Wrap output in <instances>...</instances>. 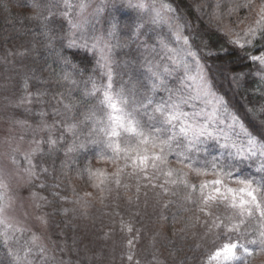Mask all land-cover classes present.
I'll list each match as a JSON object with an SVG mask.
<instances>
[{"label": "snow or ice", "instance_id": "1", "mask_svg": "<svg viewBox=\"0 0 264 264\" xmlns=\"http://www.w3.org/2000/svg\"><path fill=\"white\" fill-rule=\"evenodd\" d=\"M0 6L8 4L0 0ZM25 7V19L36 25L28 29L30 47L8 55L34 57L39 69L24 74L12 106L36 121L10 118V130L30 137L23 150L25 136L12 138L18 142L8 162L26 175L28 199L40 214L35 229L10 215L16 197L9 194L11 173L0 166V264H70L49 250L39 230L56 214L44 208L92 196L75 188V200L61 195V178L71 171L99 190L101 203L110 184L119 188L122 177L134 176L137 193L143 186L169 197L165 209L176 203L171 197L196 205L205 217L196 221L215 248L207 264H249L254 254L264 253V103L253 105L244 118L229 110L204 73L206 57L219 53L190 42L191 33L184 32L188 22L179 23L178 10L165 0H102L92 11L91 0H31ZM215 9L217 20L242 9L253 14L252 23L229 41L247 47L245 59L251 62L248 72H237L232 80L246 82L251 76L264 97V0H215ZM102 13L105 27L97 34ZM133 45L139 57L117 59ZM46 71L53 79L44 77ZM93 161L117 166L109 172ZM153 261L162 264L155 256Z\"/></svg>", "mask_w": 264, "mask_h": 264}, {"label": "rangeland", "instance_id": "2", "mask_svg": "<svg viewBox=\"0 0 264 264\" xmlns=\"http://www.w3.org/2000/svg\"><path fill=\"white\" fill-rule=\"evenodd\" d=\"M5 2L8 6L13 5L18 8L25 7L31 3V0H5ZM91 2L92 8L89 11L100 5L102 0H91ZM191 2L199 15L205 19L207 13L203 0H191ZM259 2L260 0H256L257 4ZM121 11L123 12V10ZM245 16L248 19L245 20ZM105 18L103 13L97 17V34L103 31ZM240 20L243 22L241 23ZM252 20L253 14L242 9L239 13L221 20L213 17L209 23L218 26L232 40L236 39L235 33L242 34V30L251 24ZM179 23L183 24L184 21L180 20ZM191 24L188 23L184 29L186 35L188 34L187 30L192 35L198 32L199 23L194 21ZM158 30L168 34L166 25L158 26ZM31 39V36H26L23 41L19 42V45H14L13 48L6 46L0 51V166L6 167L11 173V177L7 180L9 194L16 197L15 210L10 212V215L35 229L37 224L35 216L40 213L34 208L33 202L28 199L27 177L8 162L11 147H15L18 142L17 139L12 138H18L21 134L25 136L21 145V150H23L27 147L30 137V133L20 129L11 128L10 130V118L15 115L28 118L32 123L36 121V117H24L22 110L12 106V102L20 95L22 77L29 68L23 64L24 58L16 55L9 56L8 53L9 51L15 53L23 47H30ZM173 46L179 47V45ZM125 52H130L131 55L124 56ZM140 55L141 52L136 50V46L133 45L131 49L120 50L117 59H135ZM204 73L208 77L206 67H204ZM50 87L56 88L54 84H51ZM192 87L194 88L195 85L193 84ZM33 90L35 89L33 88ZM215 93L221 97L216 91ZM197 104L199 107L200 102ZM37 107L38 105H33V108ZM229 110L232 111L230 108ZM93 166L106 168L112 172L117 165L93 161ZM254 169L255 165L252 170L254 171ZM126 171H131V169H126ZM190 179L197 182L198 178L190 177ZM61 180V195H67L69 200H75L72 188H75L81 196L85 192L92 193V196L84 197V200L79 204L60 202L56 207L49 206L43 209L44 212L50 214L56 213L49 215L47 228L40 229L39 233L44 238L43 242L58 259L62 258L70 264H155L153 261L155 256L162 264H207L209 254L215 250L211 236L205 237L204 227L196 221V216H200L201 220L205 218L198 212L196 205L184 203L180 197H171L176 203L170 204L165 209L162 207V203L169 197L160 195L159 188L152 189L141 186L137 193V180L134 176L132 178L122 177V184L119 188L110 184L108 187L111 188V192L106 190L103 193V203H101L99 190L91 186L89 190H86L83 186V179L79 178L75 171L69 172L68 177H62ZM140 183L143 185L147 182L141 181ZM124 184H128L129 187L125 188ZM37 191L40 190L37 189ZM42 194L49 195L48 192ZM49 199H52L50 195ZM58 208L74 209V211L64 214L62 211H57ZM167 210L168 215L166 216L164 212ZM25 212L28 213L27 219L24 216ZM189 218L191 220L186 224ZM128 226L132 228L131 232H128ZM137 229H139L138 239ZM180 229H185V231L181 232ZM191 236L195 241L191 242L195 248L189 250L188 241ZM130 239L133 240L132 245L128 243ZM53 242L55 247H53ZM61 247L65 249L63 252L59 251ZM129 253L133 256L131 261L127 259ZM199 253L201 256L197 259L196 256ZM249 264H264V253L254 254Z\"/></svg>", "mask_w": 264, "mask_h": 264}, {"label": "trees", "instance_id": "3", "mask_svg": "<svg viewBox=\"0 0 264 264\" xmlns=\"http://www.w3.org/2000/svg\"><path fill=\"white\" fill-rule=\"evenodd\" d=\"M165 2L171 3L178 10L181 20L187 21L190 25L194 21L199 23L198 32L195 35L191 34V40H195L197 44H206L208 48L203 49L205 52L210 48L213 52L219 53V55L206 57L204 64L213 88L226 101L228 107L234 113L240 115L241 118H244L245 112L249 108L264 103V97H261L255 91L257 85L251 76L248 77L246 82H234L232 80V76L237 72L249 71L251 62L245 59L246 52L249 49L247 47L240 49L238 46L232 45L229 43L231 39L218 26L209 23L212 21L213 11L216 10L215 0H203L207 13L205 19L199 15L191 0H165ZM227 6L225 5L220 11H226ZM28 12V8L24 6L18 8L13 5L7 8L0 6V51L5 49L6 46L13 48L14 45H19V42L23 41L26 36H31L28 29L34 28L36 25L35 22L25 19ZM187 32L188 34L191 33L188 30ZM221 49L224 51H220ZM23 62L28 68L39 69V61L35 60L34 57H26ZM44 77L53 79L47 71L44 73ZM53 90L58 91L59 89L53 88ZM82 182L86 190H89L91 182L86 177L83 178ZM164 213L167 216L168 210ZM190 238L188 241L190 244L189 250H192L195 246L191 242L195 241L192 236ZM0 252H2V249H0ZM200 256L201 253L196 258L199 259Z\"/></svg>", "mask_w": 264, "mask_h": 264}]
</instances>
